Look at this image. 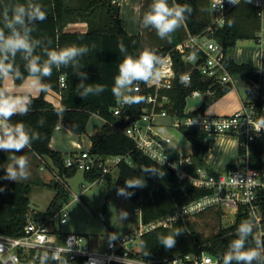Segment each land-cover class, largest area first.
I'll use <instances>...</instances> for the list:
<instances>
[{"label": "trees", "instance_id": "trees-1", "mask_svg": "<svg viewBox=\"0 0 264 264\" xmlns=\"http://www.w3.org/2000/svg\"><path fill=\"white\" fill-rule=\"evenodd\" d=\"M211 0H167L169 6L174 4L188 5L192 12L185 13L187 19L183 22L185 33L198 34L210 22ZM120 0H0V29L5 37L11 34V29L5 27L7 18L13 15V9L18 5L27 6L28 3L39 4L46 13L44 21H26L22 28L17 29L27 35L33 42V56H39L40 65L47 59L48 50H60L67 46H87V51L79 54L67 66H61L59 70L52 66L50 77H40L42 92L37 97H31L26 103L28 108L26 115L16 112L8 121L9 127L22 122L23 130L30 139V146H25L28 152L15 149H0V234L8 236H21L24 234L25 225L30 213L40 221H47L58 213L71 198V193L66 182L55 181L50 183L55 195L47 209L43 212L34 211L31 208L29 194L34 185H47L40 180H8V172L3 164L14 162L17 157H23L29 153H35L40 157H48L58 173L64 177H72L78 168L66 166L65 156L60 151L50 148L53 132L58 124L68 126L75 134L85 132L89 118L92 114H98L105 119L99 133L91 137L92 146L90 153L105 159L109 156H123L124 158L116 167V176L112 173L103 174L101 168L95 167L85 171V178L95 182L106 179L110 185H114L123 195L128 197L136 206L142 208L143 222L149 223L163 218L194 199L209 193L206 188L196 187L178 177V174L167 166H162L140 150L136 149L135 141L127 136L121 129L114 127L119 124L121 128H127L129 117H137L148 106L149 94L155 92L154 87H147L145 82L141 91H134L133 80L129 89V95L139 97L138 102L128 104L120 117L113 115L111 109L117 104L119 96L113 91L117 88L116 77L119 75V65L126 55L137 58L144 49L153 51L160 61L170 55L175 70V79L170 89H160L161 94L169 97V102L160 109H165L171 116L184 118L186 116L207 115L209 108L234 86L232 82L220 83L217 77H203L199 70H194L191 80L181 82V77L190 70V66L183 59L182 54L175 49L177 44L184 39L180 27L172 32L169 38L161 39L156 30L151 26L143 27L142 32L136 35L128 34L122 26L120 12ZM153 0H143L142 15L151 10ZM75 21H85L88 24L86 32L66 31L67 24ZM181 26V27H182ZM261 29V21L256 9L250 0H240L227 13V21L224 28L219 30L214 38L223 45L227 56L225 64L231 75H244L256 82L261 77L256 69L246 62H237L228 55V50L234 47L239 39H255ZM187 30V31H186ZM154 34L158 42L156 46H149L146 42V34ZM125 46L121 51L120 44ZM22 50H18L15 57L7 53H0V60L5 65L11 64L15 81L20 84L29 72L27 65L32 57L24 58ZM159 64L154 66L155 69ZM19 70V76L16 75ZM39 77V73L36 74ZM66 76V86L61 85V76ZM3 77H0V92L5 98L8 93L3 87ZM103 86V91L97 92L96 86ZM92 91H87L88 87ZM49 89L60 92L62 95L63 109L55 107L46 100ZM119 91V89L117 88ZM196 90L204 93L202 105L190 112H186L188 97ZM83 93L84 96L80 94ZM262 104V100L259 101ZM264 119V115H262ZM180 132L189 140L192 147V163L186 165L191 172L197 167H206L210 173H214L206 165L204 156L208 150L205 142L208 133L199 129L179 127ZM1 132L0 134H2ZM167 152L175 148L165 144ZM239 154H244L239 149ZM264 159V137L256 140L251 146L250 165L260 166ZM264 204V201H263ZM242 224H250L251 218L240 210L235 222L228 228H221L218 233L207 239H201L195 229V225L187 218L174 222L169 227L159 226L146 232L141 239V254L147 259L173 258L180 254L203 252L209 253L221 261L227 254L232 253L231 244L239 238L238 229ZM252 226V233L244 241V250L256 249L260 256L251 264H262L264 253V240L257 237V229ZM171 237L175 244L166 247L165 238ZM111 237L106 236V242ZM259 242V243H258ZM116 264V263H115ZM229 264H246L245 261L232 259Z\"/></svg>", "mask_w": 264, "mask_h": 264}, {"label": "built area", "instance_id": "built-area-1", "mask_svg": "<svg viewBox=\"0 0 264 264\" xmlns=\"http://www.w3.org/2000/svg\"><path fill=\"white\" fill-rule=\"evenodd\" d=\"M116 1V0H115ZM240 0H237L238 3ZM258 18L261 29L257 32L255 42L259 49L261 69L264 66V0H250ZM232 0H211V20L204 30L196 35L188 33L187 38L177 45L190 70L185 76L188 81L194 70H199L203 77H217L220 83L232 82V75L225 64L227 52L214 35L224 28L227 13L236 5ZM256 70L260 77V70ZM157 75L150 77L147 87H154L155 92L149 94L148 106L144 112L127 128L119 124L114 127L121 129L135 141L136 149L143 152L156 163L173 169L181 180L196 187L206 188L209 193L190 203L177 208L163 218L146 223L143 222V211L135 207V213L140 216L141 223L128 232L111 236L100 249L95 248L87 235L82 233H64L61 227L68 222V205H65L56 215L47 221H40L30 213L21 236L0 234V264H223L220 258L209 253L180 254L173 258L147 259L141 254V239L152 229L169 227L174 222L199 214L207 209L220 208L225 212L238 215L243 209L251 218V225L257 229V237L264 240V159L260 166L250 165L252 144L264 137V84L257 83L256 90H248L242 106L226 115H194L179 118L171 116L165 109H160L169 102V97L159 92L160 89H170L175 79V70L170 55L165 56L154 71ZM61 85L66 86V76H61ZM141 91L143 85L136 81L134 91ZM137 91V92H138ZM204 93L196 90L189 96L192 99L203 100ZM130 97L129 91L119 96L117 104L111 109L116 117H120L125 107L130 103L125 100ZM188 97V98H189ZM198 107H191L190 112ZM156 116L173 117L174 123L180 126L199 129L210 134H230L239 139V147L244 150L242 158L245 164H239L223 171L210 173L206 167H197L191 172L186 165L192 163V156L178 153V159L173 160L171 152H167L165 144L171 145V139L153 132V119ZM131 117H129L130 119ZM128 119V120H129ZM127 120V121H128ZM173 152V151H172ZM123 156H109L105 159L83 151L65 158L66 166L88 171L95 167L101 168L103 174L116 168ZM261 251L264 253V247ZM264 264V262L262 263Z\"/></svg>", "mask_w": 264, "mask_h": 264}, {"label": "rangeland", "instance_id": "rangeland-1", "mask_svg": "<svg viewBox=\"0 0 264 264\" xmlns=\"http://www.w3.org/2000/svg\"><path fill=\"white\" fill-rule=\"evenodd\" d=\"M120 17L123 27L128 34L136 35L139 32V0L131 2L130 0H120ZM230 53L239 62H246L255 69H261L259 53L252 39L239 40ZM264 69V68H263ZM232 81L235 85L242 88L241 92L246 96L248 88L255 90L257 82L250 80L244 75H234ZM171 119V118H170ZM168 123V119L162 120ZM103 120L100 116L92 114L88 120L83 138L86 140L85 149L88 148L90 135L94 134L102 127ZM167 135L173 140V145L178 149V153L189 155L192 151L191 145L186 138L177 130L167 127ZM73 132V138L78 140V136ZM77 136V137H76ZM60 149L71 148L70 138L62 141ZM229 164H245V160L240 156L238 149L227 148L224 151ZM65 156L66 153L62 152ZM68 157V156H66ZM35 165L25 164L23 168L24 175L21 176V169L14 163L3 164L8 171L9 168L16 171V178L7 175L8 180H40L47 185H34L29 194L31 208L34 211H45L54 196V191L50 183L55 181L63 183L69 187L71 198L68 205L69 218L67 224L62 229H67L71 225L78 226L93 241L91 244L96 248L102 247L103 235L108 229H114L119 236L127 231L131 226H137L141 223L139 215L135 214L134 204L128 197L123 195L114 185L107 181H95L94 183L85 178V171L78 169L72 177H62L57 169L49 164L46 157H39ZM31 172V174H30ZM116 170L112 173L116 176ZM236 216L234 213L225 212L220 208L207 209L199 214L192 215L187 219L195 225V229L201 239H207L218 233L221 228H228L234 224ZM91 242V241H90ZM99 249V248H98Z\"/></svg>", "mask_w": 264, "mask_h": 264}, {"label": "clouds", "instance_id": "clouds-1", "mask_svg": "<svg viewBox=\"0 0 264 264\" xmlns=\"http://www.w3.org/2000/svg\"><path fill=\"white\" fill-rule=\"evenodd\" d=\"M236 3L237 0H232ZM151 10L146 12L142 19V26L147 28L151 26L156 30V34L161 39L169 38L170 34L183 25V22L187 19L185 13H191L192 9L188 5L174 4L169 6L167 0H153L150 6ZM46 13L42 10L41 5L28 3L25 5L15 6L13 9V15L10 19L5 14L7 23L5 27L11 29V34L5 37L4 32L0 29V53H4V59H7V53H11L13 57L18 50H22L25 54L24 58L32 57L27 65V69L30 75H36L39 73V77H50L52 75V66L55 65L59 70L61 66H67L79 54L86 52L87 46L71 45L60 50H48L47 59L43 65H40L37 61L39 56H33L34 45L30 41L27 32L21 35V32L17 29V25L22 28L27 22L33 20L44 21L46 19ZM121 51H125V46L121 43L119 45ZM160 63V57H158L153 51L144 49L140 52L137 58H133L131 55H126L122 63L119 65V75L115 78L118 89H125L127 85H131L133 80L138 82H149L150 77L157 75L154 72V66ZM13 71L12 65H5L0 60V77H6ZM16 75L19 76V70L16 69ZM188 77L182 76L181 82H187ZM114 88L113 91L117 96L122 93ZM97 92L103 91V86H96ZM136 87V91H138ZM87 91H92V87L89 86ZM132 91V89H127ZM84 96L83 93L80 94ZM139 97H128L125 103L138 102ZM28 108L24 107L20 109L21 115H26ZM16 114V104L11 98H5L3 93L0 92V131L3 135H0V149H15L19 151L25 146H30V139L23 130L22 122H18L17 125L9 127L7 121ZM21 172L23 176V168L26 161L23 158L18 159ZM8 175L11 178H16L17 173L13 169H8ZM239 238L234 240L231 244L232 253L227 254L224 258L223 264H229V261L236 259L237 261H245L246 264H251L254 259L259 258L260 252L256 249L244 250V241L248 235L252 233V226L250 224H242L239 229ZM166 247L171 248L174 246L175 241L173 238L168 237L163 241ZM259 243V242H258Z\"/></svg>", "mask_w": 264, "mask_h": 264}, {"label": "crops", "instance_id": "crops-1", "mask_svg": "<svg viewBox=\"0 0 264 264\" xmlns=\"http://www.w3.org/2000/svg\"><path fill=\"white\" fill-rule=\"evenodd\" d=\"M130 1L133 2L136 0H130ZM119 3H121V2H119ZM142 6H143V0H139L138 7H139L140 25H139V32L137 34L142 32V30H143ZM171 6L172 5H170V7ZM119 15H120V12H119ZM210 20H211V13H210ZM121 23H122V21H121ZM123 28L125 29V27H123ZM65 30L71 31V32H86L88 30V24L85 21L70 22L69 24H67ZM125 31H126V29H125ZM180 31L182 32L184 39L182 41H180L177 45L182 43L187 38L188 33H189L187 30H186L187 34L185 33V27H183V26L180 27ZM146 38H147L146 42L149 46L152 47V46H156L158 44L154 34L147 33ZM239 40H248V39H239ZM252 40L254 41L256 49L258 50V53H259V49L256 45L255 39H252ZM230 50H231V48L228 50V55L232 59L237 61L234 58V56L230 53ZM259 60H260V56H259ZM237 62H239V61H237ZM263 68H264V66L260 70V74H261V82H263V84H264V69ZM37 77H38L37 75H29L20 84L16 83L14 75L12 73H10L6 77H3V81H2L3 87L5 88V90L8 93V98H11L13 100V102L16 104V112H20V109L25 107L26 103L29 101V99L31 97H37L41 94L42 85H41L40 79H38ZM232 78H233V75H232ZM233 86H234V88L230 92L225 94L222 98H220L215 104H213L209 108L208 112L215 114V115H226V114H230V113L238 110L242 106L243 100H245L246 96L241 92L242 88L238 87L234 83H233ZM257 86H258V84H257ZM127 89H129V85H127L125 89H119V91L122 94H124V93L128 92ZM248 90H254V89L248 88ZM255 90H256V88H255ZM45 97L49 103L53 104L55 107H57L59 109H63L62 95L60 92H57L53 89H49L47 91ZM263 103H264V101H263ZM95 115L100 116L98 114H95ZM164 119H168L169 122L168 123L163 122L162 120H164ZM102 120H103V124H102V126H103L105 123V119L102 118ZM174 122L175 121H174L173 117L156 116L153 119V132L157 133V134H159L165 138L169 137L172 141L171 146H173L175 148V150L178 152V149L173 145L172 138L167 135V131H169L167 129V127H171V128L180 132V130L177 128V126ZM101 128H100V130H101ZM100 130H98V131L96 130L94 132V134L90 135V139L88 141V146H87L88 148L85 149L86 140L83 138V136L82 135L78 136V137L76 136L78 138V140L73 138V131L68 126L60 123L57 125V127L55 128V130L53 132V135H52V138L50 141V148L55 150V151L65 152L66 153L65 158H66V156L76 155V154L83 152V151H90L91 146H92L91 137L96 135L97 133H99ZM1 132L2 131H0V133ZM0 135H3V133ZM68 138H70V141H71V148H68L66 150L60 149L59 147H60L62 141H64L65 139H68ZM186 140L191 145V143L189 142V140L187 138H186ZM205 142L208 146V150L205 153L204 159H205L206 165L209 169H212L214 172H219V171H223L225 169L234 167V165L229 164L227 158L224 155V153H225L224 151L227 150V148H235V149L237 148L239 151V149H240L239 139L237 137H235L234 135H230V134H210L206 138ZM23 151L28 152V150L25 147H23ZM188 156H190V157L192 156V151ZM20 158H23L26 161L25 164H27L29 166L35 165V168L36 167L38 168V166H39V163L38 162L36 163V159H38V155H36L35 153H29L23 157L19 156V157H17V159L14 162H16ZM46 158H47L49 164L52 165L51 160L48 157H46ZM14 162H11V163H14ZM15 164H17V162ZM17 166L20 168L19 164H17ZM115 170H116V168L112 169V171L110 173H113ZM30 174H31V172H30ZM98 181H106V179L103 178V179H100ZM54 195H55V192H54ZM67 205H69V203ZM62 227H61V230L64 233L76 232V233L87 234V233H84L85 230H82L78 226L71 225L67 229H62ZM134 227L135 226L129 227L126 232H128L129 230H131ZM114 235H116L114 229L109 228L108 232H106L103 235V242L104 243L106 242V239H105L106 236L111 237ZM88 238L92 243L93 241L91 240V237H88ZM102 247H103V245H102ZM102 247H98V248L100 249Z\"/></svg>", "mask_w": 264, "mask_h": 264}, {"label": "water", "instance_id": "water-1", "mask_svg": "<svg viewBox=\"0 0 264 264\" xmlns=\"http://www.w3.org/2000/svg\"><path fill=\"white\" fill-rule=\"evenodd\" d=\"M188 103L186 106V111H188L191 107H200L202 105L203 100H201L200 98H196V99H192V98H188ZM137 119V117H131L128 121L127 124L131 125L133 124V122ZM178 153L176 151L171 152V157L173 160L178 159Z\"/></svg>", "mask_w": 264, "mask_h": 264}]
</instances>
